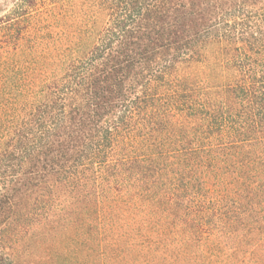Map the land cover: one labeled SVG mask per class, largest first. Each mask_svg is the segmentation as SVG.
<instances>
[{
    "label": "trees",
    "instance_id": "1",
    "mask_svg": "<svg viewBox=\"0 0 264 264\" xmlns=\"http://www.w3.org/2000/svg\"><path fill=\"white\" fill-rule=\"evenodd\" d=\"M0 264H264V0H14Z\"/></svg>",
    "mask_w": 264,
    "mask_h": 264
},
{
    "label": "rangeland",
    "instance_id": "2",
    "mask_svg": "<svg viewBox=\"0 0 264 264\" xmlns=\"http://www.w3.org/2000/svg\"><path fill=\"white\" fill-rule=\"evenodd\" d=\"M14 0H0V14L7 10Z\"/></svg>",
    "mask_w": 264,
    "mask_h": 264
}]
</instances>
